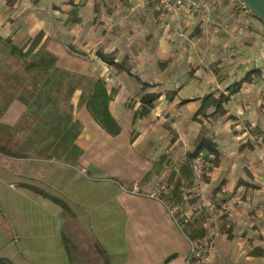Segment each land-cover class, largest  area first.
Masks as SVG:
<instances>
[{"label":"rangeland","instance_id":"374dc122","mask_svg":"<svg viewBox=\"0 0 264 264\" xmlns=\"http://www.w3.org/2000/svg\"><path fill=\"white\" fill-rule=\"evenodd\" d=\"M114 2L117 10L111 6L113 12H108L104 7L95 30L90 26L88 40L91 45L86 47L78 39L79 27L76 25L71 30L60 28L53 38L43 40L35 49L34 52L44 44L45 51L59 57L58 67L64 73H69V79L59 77L61 81L58 84L53 81L48 88L49 99L41 103L35 101L33 106H27L14 96L20 90L16 84L23 73L22 60L12 51L11 45L14 43L4 41L11 38L16 46L24 47L27 52L34 36L31 40L26 35L19 36L22 34L19 19L22 16H35L39 23L32 29L33 35L44 25L46 3H42L40 9L30 2L23 3L15 11L0 9V145H4L9 154L14 153V156H10L0 151V257H8L16 264H71L63 242L64 236L78 249L75 264H104L98 246L107 251L109 264H192L194 256L197 258L196 264H208L217 242L222 236H227L221 226L227 223L232 231H242L244 227L238 226L239 214L244 213V208L250 210L253 207H249L250 200L243 189L234 193L223 189L210 199L204 190V172L201 161H198L195 166L198 179L195 190L200 200L196 204L186 205L183 210L184 216H190L197 208L207 215L208 241L198 245L190 242L180 218L174 213L178 207L171 210V205L167 207L157 197L160 186L166 185L169 174L178 168L186 152L192 149L204 126L217 133L221 144L227 135H242L240 131L245 126L237 124L238 118L234 117L236 109H232L243 93L240 88L227 105L234 119L225 123L223 128L213 120L211 123L204 119L201 122L194 120L195 105L170 106L164 96L152 112L142 118L137 115L141 106L139 93L142 85L125 72L132 85L121 83V87L112 86L110 89V110L121 126V131L112 138L97 127L86 110L85 102L81 101L85 94L88 95L87 91L76 89L67 96L70 86L66 87L67 80L87 85L88 81L92 83L96 80L91 73V60L81 53L72 52L70 45L92 52V42L98 41L95 51L99 45H104L107 52H113L110 48L117 46L119 43L115 44V41L119 42L123 37L124 44L114 50L120 49L117 51L119 57L125 53L129 56L133 74L156 83L160 80L159 63L164 61L168 63L166 71L178 72L180 87L196 78L192 81L194 84L207 83L210 88H225L237 73L226 74L224 69H238L239 73L250 64L246 61L245 65L238 63L244 58L240 49L229 52L227 57L220 51L223 48V35L231 31L229 22L220 21L216 27H205L192 19L182 23L178 19L184 16L171 18L162 11V19L157 22L142 8L145 5L134 4L124 9L120 2ZM93 8H83L86 21L93 20ZM205 19L210 20L211 16ZM227 23L229 28H226ZM198 27L201 32H197ZM57 38L62 39L63 43H59ZM237 41L235 45L240 46V40ZM65 51L69 56L64 55ZM231 55L233 58L230 60ZM184 61L187 65L200 66V73L196 75L193 72L189 76V67L183 64ZM222 61H228V66L226 63L221 65ZM99 62L108 82L113 84L111 79L123 81L125 76H109L105 70V66L109 65ZM206 67L209 70L206 71ZM211 68L214 69L213 75L209 73ZM245 87L248 88V85ZM156 89L162 88L158 84ZM188 93L187 90L178 91L180 98ZM77 97L78 105L74 102ZM175 104L178 105V101ZM85 127L98 130V137L90 146L79 139ZM78 142L90 147L89 153L85 154L76 145ZM90 160L105 166L114 177L108 176L107 181H110L107 182L103 181L106 179L91 181L83 176L88 175L83 165ZM91 179H95V176ZM21 180H33L59 196L67 202L70 212L35 192L23 189V193L35 196L37 203L12 191ZM135 184L140 188V194L133 192ZM78 191L82 193L79 192L80 196ZM88 193L92 196V202L86 206L81 198L89 200ZM261 226H264L263 223ZM36 233L45 237L43 245L29 244ZM262 241L261 245H256L254 239H249L241 248L242 257L239 259L250 256V252L256 248L263 249ZM196 248H202L203 252L194 253ZM228 264L235 262L230 260Z\"/></svg>","mask_w":264,"mask_h":264},{"label":"crops","instance_id":"0c3cea01","mask_svg":"<svg viewBox=\"0 0 264 264\" xmlns=\"http://www.w3.org/2000/svg\"><path fill=\"white\" fill-rule=\"evenodd\" d=\"M67 1L68 0H18L15 3V5H10L9 3H7V0H0V9L6 10L8 8L10 10L15 11V9L19 8L25 2H30L32 5L36 6V8L40 9L41 7L40 5H42V3H46V6H44L45 8L44 10L47 12L45 13V22L43 23L44 25L41 26V28L40 27L38 28L39 31L35 30L34 34L32 35L31 34L33 33L32 29L36 28L35 27L37 26L36 23H39L38 20L34 19L35 18L34 15L33 18L31 17L27 18L22 16L19 19L20 21L19 26H21L19 31H22V34H20L19 36L24 37L26 35V37L29 38L28 40H31L33 36L35 38L40 32H42L44 34L42 41L43 40L47 41L48 39L53 38V36L59 31L60 28L62 27L66 28L65 23L63 22V16H64L63 11H66L70 8L69 4H67ZM76 1L78 2L84 1L85 4L83 5V8L85 9L89 6L90 7L94 6L95 3L99 0H94V2H91V0H76ZM116 1L117 3L120 2L123 5L124 9L129 8L130 6L136 4V0H116ZM109 2H112L111 6H113L115 10H117L118 6L115 4L116 2H114V0H109ZM234 4H235L234 0H224L223 3L217 6V8L213 11L210 20L205 19L206 16L202 11H198L195 15L189 16L188 18L187 16L182 15L186 19L182 18L178 20L183 23L187 19H189V21H191L190 19H192L193 21L198 22L200 26H205V27H207L208 25L210 27H216L220 23V21L229 22L231 24V31L230 32L226 31L225 34L223 35L224 36L222 42L223 48H221L220 51L224 53L225 57H227V54H229V52L230 53L235 51L237 52V49H240L241 54L243 55L244 58H241V60L238 63H244L245 65V61L250 62L249 64L250 67L248 66L244 68V70L239 71V73H238V69L236 70L224 69L223 72L232 75L237 73L235 74L236 75L235 79L237 80L238 78L244 77L251 68H258L260 70L259 74H253V79L250 83L249 82L244 83L240 87V90L243 91V93L240 94L237 102H235V104L233 105L234 107L232 106V109L234 108L236 109V113L234 117L238 118L237 124L240 123V124H244L245 126L243 130L240 131L242 132V135L231 136V134L230 135L226 134L227 136L225 137L226 139L223 144H221L219 138H217L219 144H221L220 148L224 154V159L221 165L216 167L212 172L210 181L204 180L205 184L203 186H205L204 190L207 191L206 192L207 196L210 199L214 198V195H216L217 191H221L223 189L232 191L233 193L243 189V193H245L249 197L250 200L248 203L249 207L253 206L252 209L250 208V210H246V208H244L243 209L244 213L239 214L240 216L238 218V226H242L244 227V229L242 231L239 229H234L231 233V236H229L230 234H227V236L225 235L222 236L220 240L217 242L215 250L211 254L210 256L211 259L209 260L208 264H228L230 260L235 262V264H257V263L264 264V248L255 249V250L258 249L261 250L262 254L253 255L250 252V256H246L243 257L242 259H239V257L240 258L242 257L240 255V250L245 244H247L249 239H254L256 241V245H261L263 242L262 240H264V226H261V223H263L264 225V139L263 137L261 136L259 138L258 145L253 150H250L248 148L240 150L241 143L246 138L250 137V132L248 128L257 127L258 129H261L264 132V24L257 17L250 14L248 10H245L241 7H240L241 10L236 9ZM83 8H82V13H83ZM142 8L145 11H147L149 15H152L157 22L161 21L162 18L160 16L162 10L159 8V6L156 3L154 2L149 3L143 6ZM170 17L177 18L174 16H170ZM42 21H44V19ZM77 26L79 27L77 37L80 40L79 31L81 27L92 26L93 30H95L94 28L95 26H97V24L93 20L91 21L85 20V23H83V25H77ZM66 30L69 29L66 28ZM19 31L15 34L16 37ZM232 32H236V33L233 34ZM238 33H240L239 36H237ZM89 34L90 32L87 35L86 42H82V40H80L82 44H84V46L86 47L91 45V43L88 40ZM238 39L240 40L239 42L240 46L235 45L238 43L237 41ZM7 40H10L15 44V42L11 38H7ZM57 41H59V43H63L62 39L60 38H57ZM116 43L119 44L117 46H113L112 48H110L111 51H114V49L116 48H120L119 45L124 44V38L122 37L121 40H119V42L116 40L115 44ZM98 44H99L98 41L97 43L95 41L92 42L93 45L91 46V48H93L92 52H88L85 50L82 51V55H86L84 57L89 58L92 61L91 62L92 70L90 69L92 71L91 73L94 74L95 77L101 78L105 81L106 88L109 93L111 92L110 89L112 86L121 87L123 83L132 85L130 78L127 76L125 72L117 74L115 69H112L110 66L109 67L105 66V70L108 72L109 76H112L114 78H116V76H120V78H123L125 76V78L123 79L124 82L123 81L119 82L120 80L117 79L116 80L111 79L113 84L111 82H108V80L104 77V73H105L103 70L104 68L100 66L99 61L101 60L97 57L96 51L94 50V48H96V45ZM62 55L61 58H64V56ZM64 55L69 56V53H66L65 51ZM124 55H126V53ZM229 57L231 60L232 55ZM223 59L224 57L222 58V60ZM226 62L228 61H222L220 62V64L223 65ZM184 63L185 61L183 62V64ZM167 64L168 63L164 61H161L159 63L160 68H159L158 79L160 80L157 81L156 83H158L159 87L162 88L161 90L168 89L170 88V85H172V87H174L178 91L181 89L189 91V93L186 94V96H182V98L180 97L179 98L183 100L189 99L190 101L187 103L195 105L197 107L195 109L196 112L201 104L198 98L202 97L206 92L211 91L213 88L212 87L210 88L209 84L207 83L200 85L194 84L192 81L196 78L189 81V83H187L188 85L182 84V86L180 87L181 80L177 79L178 72L166 71ZM227 64L228 63H226V66H228ZM187 66L189 67V70L187 71L189 76H192L193 72H195L196 75L197 73H200L199 72L201 68L200 66L191 65V64ZM207 70L209 69L206 67V71ZM213 71L214 69L211 68L209 73L213 75ZM85 72H82V74H84ZM256 78H258L257 83L255 82ZM235 79H232V81ZM176 81L177 83H179L178 85H176L177 83L175 84ZM228 85H226V87ZM245 85H248V88L245 87ZM166 86H168V88H166ZM218 87L222 89L221 86ZM77 90L81 91L82 87L79 86ZM78 97L77 100L76 99L74 100L76 104L79 102ZM176 101H178V105L175 104ZM176 101L169 103L170 106L174 105L175 107H179L181 105L186 104V103L180 104L179 99ZM110 105H111V101H110ZM229 113L230 112H228L222 119L218 121H214V123L219 124V126L221 125L220 127L223 128L225 123L234 119L233 116H230L231 114ZM237 126L238 125H236V127ZM214 133L217 136V133L216 132ZM97 137H98L97 129L95 130V128L85 127L81 131L79 139L90 146L92 143H94V141H96ZM76 145L79 148L83 149L85 154L89 153V150L91 149L90 147H85L86 145L79 144V142L76 143ZM83 169L87 170L88 175H83L81 171L78 170L79 173L89 178V180L91 181H95L97 179H106L103 181H107L108 176H111L112 178L114 177L112 173L107 168H105V166L100 165L99 163H95V161L93 160L86 161L83 165ZM92 176H95V179H91ZM218 187H221V189L217 190ZM23 189L25 191H31L29 189L19 187L17 185H15V187L12 188V191L20 195H23L26 198H30L31 201L37 203V198L35 196H31L23 193L24 191ZM79 192L80 191H78V196H80ZM80 194L82 193L80 192ZM87 199L89 200L86 201L84 200L83 197L81 198V201H84L86 206H88L87 204L92 202V196L89 193ZM44 206H46V204H44ZM254 210H256L255 213ZM249 213H251L250 215L252 218H250ZM234 216L236 217L235 214ZM254 223L255 224L260 223V225L258 224L255 225ZM58 239L60 240V235L58 236ZM44 240L45 237H42L41 234L40 235L37 234L30 239L29 244L34 243L37 245H43L45 243ZM196 260L197 259H195L194 262H192V264H196Z\"/></svg>","mask_w":264,"mask_h":264},{"label":"trees","instance_id":"16d2710c","mask_svg":"<svg viewBox=\"0 0 264 264\" xmlns=\"http://www.w3.org/2000/svg\"><path fill=\"white\" fill-rule=\"evenodd\" d=\"M18 0H7L10 5H15ZM109 2V1H108ZM106 0H99L95 3L93 12L95 16L93 21L99 24L100 14L104 9L108 12H113L111 8V3L108 4ZM130 3V2H129ZM235 8L241 10L240 4L234 1ZM237 3V4H236ZM70 8L63 11V22L66 28L69 30L73 29L76 25H83L85 23V16L82 13L84 1L68 0ZM127 5V4H126ZM110 7V8H107ZM250 14L257 17V15L249 11ZM258 18V17H257ZM259 19V18H258ZM263 24L264 21L259 19ZM90 31V27H81L79 31V38L82 42H86L87 35ZM197 32H201L198 27ZM44 34L40 32L34 39L33 42L26 52L24 47H18L15 44L12 46L13 53L17 54L22 60V70L23 73L20 74V79L17 80V86L20 90L17 94H14L27 106H33L34 102L41 103L43 100H48V88L49 85L55 81L58 84L61 79L59 77H65L64 79H69V73H64L58 67V58L55 54L49 51H45L44 44L36 51L35 49L40 45ZM10 40H5L4 43H10ZM12 43V42H11ZM70 50L75 53H81L76 46L70 45ZM48 50V49H47ZM118 50L113 52H107L104 45H100L96 50L97 57L108 64L111 68L115 69L117 73L126 72L128 75L135 78L142 86L140 87L139 99L140 108L137 110V115L139 117H147L152 110L156 107V104L164 96L168 102L172 103L176 100H180L179 103H187L189 99H180L178 96V90L170 86V88L165 90H157L158 83L150 82L148 80H142L137 74H133V66L130 63L129 56L126 54L119 57L117 54ZM32 54V58H31ZM86 56V55H85ZM90 60V59H89ZM92 62V61H91ZM260 70L258 68H251L244 77L233 80L226 88H213L211 91L206 92L202 97L198 98L201 102L198 110L195 112L193 119L197 121H202L204 119L208 123L211 121H218L222 119L227 113V105L231 101L232 95L239 91V88L244 83H250L253 79V74H259ZM64 75V76H61ZM71 78V77H70ZM85 80V79H81ZM222 80V78H221ZM66 87L69 86L68 97L78 89L82 87L84 91L88 92V95L82 97V102H85L86 110L89 115L98 126V128L110 136H116L121 131V126L115 116L110 110L111 95L106 88V83L103 79L97 78L92 83L88 81L87 83H73L67 80ZM86 82V81H85ZM86 96V98H85ZM34 99V100H33ZM48 103V102H47ZM202 116V118L200 117ZM205 125V123H204ZM250 137L246 138L241 143L240 150L250 149L253 150L258 145V140L262 136L264 139V132L257 127L251 128L249 130ZM4 145H0V151L4 154L14 156V153H8ZM224 159V154L220 148V144L217 140V136L214 132L210 131L207 126L203 127L198 137L193 143L192 149L188 150L185 157L182 159L178 168L171 171L168 178L166 179L167 191L161 192L160 198L164 201L165 205L171 210L173 207H178L177 212H174L177 217L180 218V223L182 227L187 231V237L193 244H201L204 240L208 241L209 230L207 227V215L204 212H199L198 208L196 212L190 216H184L183 210L186 205L196 204L200 200L195 187L197 185V172L195 166L198 161H201V167L203 169V179L205 181H210L211 174L214 169L221 165ZM36 180V179H34ZM37 181V180H36ZM17 186L29 189L36 194L42 195L47 199L59 204L64 211L70 212L67 202H65L59 196H56L46 190L42 185L35 183L33 180H21L17 183ZM218 187L217 190H220ZM216 190V191H217ZM221 230L225 234H230L232 228L224 223L221 226ZM63 242L66 246V250L69 255L70 263L75 264L77 247L73 244L69 238L63 237ZM99 252L104 260V264H109L108 253L105 249L98 246ZM201 248H196L194 253L201 252ZM253 255L262 254L261 250H254L251 252ZM197 259L194 256L191 261ZM0 264H16L8 257H0Z\"/></svg>","mask_w":264,"mask_h":264},{"label":"built area","instance_id":"2783aa9c","mask_svg":"<svg viewBox=\"0 0 264 264\" xmlns=\"http://www.w3.org/2000/svg\"><path fill=\"white\" fill-rule=\"evenodd\" d=\"M224 0H136V5H146L149 3H156L159 8L162 10L163 14H166L168 16H174V17H181L182 15H189L193 16L198 11H202L205 16H211V13L223 3ZM238 4H240L241 8L251 11L248 9L240 0H234ZM229 24H226V28H229ZM168 187L166 185H161L160 189L158 190V199L163 201L160 198L161 192L167 191ZM133 192L140 194V188L137 184L133 187ZM164 202V201H163ZM207 242V240H204L202 243ZM201 243V244H202ZM202 249V248H201ZM203 252V249H202ZM202 252H198L197 254H200Z\"/></svg>","mask_w":264,"mask_h":264},{"label":"water","instance_id":"95a60500","mask_svg":"<svg viewBox=\"0 0 264 264\" xmlns=\"http://www.w3.org/2000/svg\"><path fill=\"white\" fill-rule=\"evenodd\" d=\"M248 9L264 21V0H240Z\"/></svg>","mask_w":264,"mask_h":264}]
</instances>
